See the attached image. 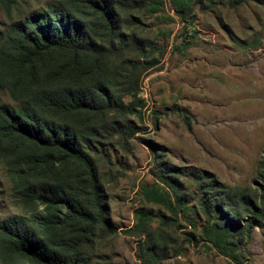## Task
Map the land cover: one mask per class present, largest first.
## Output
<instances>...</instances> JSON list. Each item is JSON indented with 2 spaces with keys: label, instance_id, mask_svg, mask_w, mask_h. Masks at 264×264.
I'll return each instance as SVG.
<instances>
[{
  "label": "trees",
  "instance_id": "trees-1",
  "mask_svg": "<svg viewBox=\"0 0 264 264\" xmlns=\"http://www.w3.org/2000/svg\"><path fill=\"white\" fill-rule=\"evenodd\" d=\"M19 1L0 0L10 20L0 31V91L17 105L0 98V162L18 209L0 220V264H119L97 256L98 245L117 232L105 186L112 166L101 172L99 149L139 130L130 116L141 105V76L162 55L141 30V17L162 0H49L14 19ZM248 1L178 0L175 10L186 19L208 4ZM163 166L156 174L175 190L176 171ZM257 169L261 183L252 193L199 178L201 208L219 229L224 254L233 255L230 237L264 227V150ZM151 191L150 201L166 203ZM143 208L128 231L140 237L141 264H156L166 255L169 224L152 228Z\"/></svg>",
  "mask_w": 264,
  "mask_h": 264
},
{
  "label": "rangeland",
  "instance_id": "rangeland-1",
  "mask_svg": "<svg viewBox=\"0 0 264 264\" xmlns=\"http://www.w3.org/2000/svg\"><path fill=\"white\" fill-rule=\"evenodd\" d=\"M177 1L162 0L157 12L141 17V30L162 55L141 76V105L130 116L139 130L127 141L99 149L106 158L101 172L112 166L104 175L117 232L98 245L97 256L141 264L140 237L128 230L137 222L136 210L144 207L152 228L169 224L166 255L156 264H264V227H255L248 237H230L234 257L222 252V235L202 211L199 185L201 176H210L252 193L261 183L264 0L235 8L208 4L186 19L175 10ZM48 2L21 0L12 16H27ZM9 23L0 7V31ZM0 98L17 106L4 91ZM160 159L176 171L171 174L175 190L156 174L164 167ZM151 190L166 203L150 201ZM17 211L0 162V220Z\"/></svg>",
  "mask_w": 264,
  "mask_h": 264
}]
</instances>
